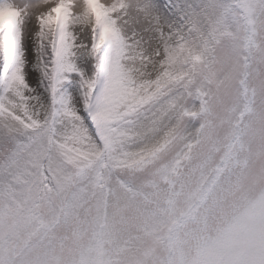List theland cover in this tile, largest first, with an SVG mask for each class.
<instances>
[{
	"label": "snow or ice",
	"instance_id": "1",
	"mask_svg": "<svg viewBox=\"0 0 264 264\" xmlns=\"http://www.w3.org/2000/svg\"><path fill=\"white\" fill-rule=\"evenodd\" d=\"M0 264H264V0H0Z\"/></svg>",
	"mask_w": 264,
	"mask_h": 264
},
{
	"label": "rangeland",
	"instance_id": "2",
	"mask_svg": "<svg viewBox=\"0 0 264 264\" xmlns=\"http://www.w3.org/2000/svg\"><path fill=\"white\" fill-rule=\"evenodd\" d=\"M16 2H19V0H16ZM105 2H110V0H105Z\"/></svg>",
	"mask_w": 264,
	"mask_h": 264
}]
</instances>
